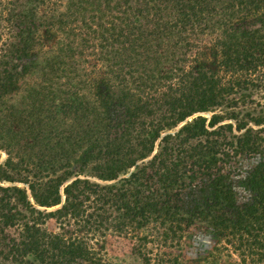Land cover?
I'll list each match as a JSON object with an SVG mask.
<instances>
[{
	"label": "trees",
	"instance_id": "1",
	"mask_svg": "<svg viewBox=\"0 0 264 264\" xmlns=\"http://www.w3.org/2000/svg\"><path fill=\"white\" fill-rule=\"evenodd\" d=\"M44 30L56 31L52 43ZM206 36L214 38L218 69L210 67L205 51L186 56ZM89 58L106 62L99 79L85 67L78 75L77 66L91 64ZM24 59L29 63L18 71L13 60ZM2 66L0 96L21 90L29 103L27 112L16 114L19 129H3L1 140L12 143L45 127L37 134L41 141L28 139L37 146V162L22 171L30 173L33 198L43 207L60 205V195L46 201L38 191L74 175L76 180L52 213L63 231L75 228L71 237L42 229L47 215L32 205L26 222L19 206L28 203L27 190L0 185V261L92 263L98 252L91 242L112 233L132 241V254L142 264H181L183 244L194 238L195 228L234 246L245 263L263 262L257 251L264 250V162L237 182L222 164L240 154L263 157L264 139L252 128L230 138L233 126L220 124L223 116L217 114L212 131L203 116L178 133L166 131L198 112L226 107L228 116L237 117L230 105L254 104L248 97L252 89L264 90V72L256 79L247 73L264 67V0H0ZM69 67L68 78L57 83L60 76L50 71ZM32 69L45 78L35 89L26 81ZM85 74L83 83L73 80ZM83 85L95 99L87 98ZM5 167L18 173L13 159ZM84 174L116 183L91 182L80 178ZM3 181L16 182L0 174ZM239 185L250 196L239 194ZM8 227L18 228L19 237L9 235Z\"/></svg>",
	"mask_w": 264,
	"mask_h": 264
},
{
	"label": "rangeland",
	"instance_id": "2",
	"mask_svg": "<svg viewBox=\"0 0 264 264\" xmlns=\"http://www.w3.org/2000/svg\"><path fill=\"white\" fill-rule=\"evenodd\" d=\"M63 9L60 7L58 10L61 12ZM43 33L45 34L44 37L48 41V43H52L49 40L50 36H54L56 34L55 30H49L46 31L44 30ZM6 36V35H5ZM8 37V36H6ZM214 39L212 36H206L205 40L199 43V47L197 48L194 46L192 50L187 51V57L189 58H194L196 57V53L199 51H205L208 53L207 59L209 60V65L213 69H218L216 67V64L218 63V55L215 53V47L213 45V40ZM195 43V42H194ZM36 51L34 52V54ZM205 58V57H204ZM65 60H68L66 58ZM89 61L91 62L88 64H84V66H77L78 67V75L81 74L83 67H85L88 70H92V75L94 79H99V76L103 75V71H105L106 67L104 64L106 62H103V60H93L89 58ZM29 61L27 59H24L23 61H16L13 60V64L17 66V70L19 71L21 67H25ZM90 65V66H89ZM93 65L98 66L101 70H96L93 69ZM5 70V66H2L0 68V71ZM72 67H69V69L66 70H59L53 71L51 70L50 72H54L55 75L60 76L57 80V83L64 82L66 80V77L68 78V75L71 73ZM261 72H258L254 75L253 72L247 73L248 75L252 76V79H256L260 73L264 72V67L260 68ZM85 75L82 76H77L73 80L76 83H83L82 80L85 79ZM224 80L223 83L226 81L227 76H223ZM29 79L27 80L32 86V88H36L37 83L44 84V76L43 72L40 70L32 69V71L29 73ZM89 80V79H88ZM255 82V80H254ZM20 86V85H19ZM88 85H83L82 92L86 93L89 95L87 98L90 100L95 99L94 93L86 87ZM22 87V85H21ZM42 89V86H39L37 89ZM1 93V92H0ZM26 94V93H25ZM24 92L22 93L21 90H16L13 89L10 93L1 95L0 96V122L4 121L2 126H0V166L4 169H0V174L1 176L5 175H10L16 182L12 181H3L0 182V185L4 188L6 187H14L18 186L22 189H26L28 193V203L27 202H22L20 204V209L22 213L26 216L29 217V219L26 222H30L32 215L27 211V209L32 205L35 209L38 211H41L44 215H47L46 219L43 221L44 223L46 222L45 225H41V228L51 232H64L67 236L71 237V233H75V228L74 227H65V231L60 229V225L58 224L57 219L52 218V213L57 211L58 209H61L62 206L64 205L66 201V195H65V188L67 185L71 184L74 180H76V177H72L68 181H57L55 184L52 185V189L45 190L43 191H38L40 196H43L42 199L46 201H53L58 195H60V199L62 201V204L56 205L53 207H43L37 204L35 199L33 198L32 190H31V185L33 184L32 180H29L28 177L30 176L29 174H26L25 172H22L23 170L27 169L28 166L30 165V161L33 160L37 162V158L35 156H32L33 153L37 151V146H32L28 139H30L31 136L35 137L38 141H41V136L37 135L39 131H44L45 127H39L35 128V130H32V132L27 131L25 134V138H20L16 139L15 142L9 143L7 141L1 140L2 134H4V130L7 128V131H15L19 129L18 126L15 127L16 125V117L17 113L21 111H28V108L26 107V104L29 103V99L25 97ZM231 98L234 99H239L240 100V94H234L231 96ZM249 100H251L254 104L249 103H243V104H236L238 107H234V105H230L232 108V112L237 115V117L231 115L228 116L230 113L226 107H218V108H213L210 110H216L215 113L212 111L208 112H198L195 113L193 116H190L186 119V121H182L181 123L178 124V126L170 131H166L167 134H175L178 133L181 128L186 125L188 122L192 121L194 118L198 116H203L207 119V127L209 131H212L215 128L209 127V123L214 117L215 114L223 116L222 120L220 121V124H229L233 126L232 132H227L228 136L230 138H240L245 131L248 128L254 129V134L259 135L262 139H264V90H257V89H252L251 94H249L248 97ZM260 105L261 107L257 106ZM39 116H35V119L33 118V121H38ZM221 120V119H220ZM240 121V131H238L237 127V122ZM43 124V123H42ZM54 124V123H53ZM244 124V125H243ZM51 125V124H50ZM165 135V134H163ZM233 139V140H234ZM55 140V139H54ZM235 143L237 140H234ZM159 141L156 142V149L158 146ZM43 147V146H39ZM31 154V156H29ZM76 158V157H75ZM81 156H77V161ZM8 159H13L15 167L18 169V173H13L11 172L7 167H5ZM264 162V156L262 157L260 154L257 153H246V154H240L237 155L236 158H233L232 161H230L228 164H222V167H227V171L230 172L229 174V179L233 181H239L241 179L247 178L248 177V172H251L253 169H256L257 167H260L261 164ZM81 164V163H80ZM73 167L76 168V170H79L80 165L79 163H74ZM134 169H131L130 173L133 172ZM128 173V174H130ZM91 174V172H89ZM89 174H84L81 175L80 178L82 179H89L91 182H97L102 185H109V184H114L116 181H104L99 179L98 177L94 176H89ZM93 175V174H91ZM59 176H63V174H60ZM125 177V175L122 173L120 174V178ZM10 180V179H9ZM264 188V186H263ZM237 192L241 195H248L250 196V189L246 187L245 185H239L237 188ZM59 197V196H58ZM241 202V201H240ZM242 202H245V200H242ZM91 212V211H90ZM72 223V221H71ZM6 232L11 235L14 238H18V228L11 229L10 227L6 228ZM191 232L194 233V238L191 240H187L185 244H183L182 247V252L181 255L183 256V260L181 264H197L200 260L207 261L211 260L212 262L217 261V264H264V259L263 262H244V259L238 255L236 250L234 249V246L229 245L224 242L223 239H220L218 241V238L216 236L208 233L204 229H195L191 228ZM85 233H79V236H84ZM75 235V234H74ZM106 238L103 242L102 240L96 241V242H91L95 243L93 245L94 249L98 252L97 258L98 260L95 262H89V263H82V264H142L140 260H138L136 257L133 256L132 254V248H133V243L129 239H119L114 236H112V233L106 234ZM119 239V240H118ZM226 249H222V248ZM219 249V250H218ZM166 250V249H165ZM168 251V250H166ZM257 252L261 253V256H264V250L260 251L258 250ZM156 253V250H155ZM99 254H101L99 256ZM229 254L228 256H226ZM100 257V259H99ZM26 260H31L32 257H25ZM246 261L249 259L246 258ZM1 264H4L3 261H0Z\"/></svg>",
	"mask_w": 264,
	"mask_h": 264
}]
</instances>
